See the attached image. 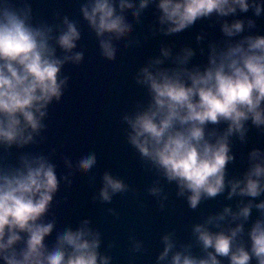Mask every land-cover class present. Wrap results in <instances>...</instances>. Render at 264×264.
Returning a JSON list of instances; mask_svg holds the SVG:
<instances>
[{
    "label": "clouds",
    "instance_id": "9594fccd",
    "mask_svg": "<svg viewBox=\"0 0 264 264\" xmlns=\"http://www.w3.org/2000/svg\"><path fill=\"white\" fill-rule=\"evenodd\" d=\"M133 2L120 0L119 14L114 0H93L82 7L83 16L97 37L109 36L100 40L104 57L110 59L114 55L111 38L131 27L123 11ZM149 2L139 0L133 12L138 16ZM157 6L162 12L160 23L169 25L168 33L180 32L213 12L226 16L237 8L246 12L250 6L257 16L262 11L255 0L251 5L249 0H159ZM64 24L66 30L54 38L52 28L32 25L30 8H17L9 0H0V146L22 147L33 140V134L43 127L47 106L62 95L66 80L60 79L59 73L63 64L82 60V53L57 57L56 46L72 53L80 39L75 24L67 18ZM242 30V21L223 25L227 36ZM162 54L168 57L170 51L162 50ZM193 54L191 49H185L183 56L177 57L175 68L156 67L163 63L160 59L142 68L137 82L148 87L151 103L124 119L131 129L130 143L168 181L178 184L179 195L190 193L188 203L195 209L202 197H215L225 189V166L233 160L229 137L235 133L243 139L249 119L257 127L264 125V36L247 37L220 52L213 48L209 65L203 71L184 67ZM221 122L228 124L222 135L215 131L206 133L208 123ZM250 159L254 163L244 179L229 181V197H258L264 192V154L254 150ZM78 163L89 170L96 163L95 155H83ZM125 188L120 179L105 173L100 196L110 201L112 195ZM57 189L55 168L43 157H21V167L0 170V261L4 264H109L110 258L98 253L99 233L87 226V220L75 231L65 228L58 232L56 243L46 248L44 241L53 224L43 223L42 217ZM150 191L157 194L160 189L154 187ZM252 207L249 202L238 213L225 208L224 214L195 226L207 258L175 252L169 264H220L218 256L227 257L230 264H251L253 258L257 264H264V219L255 221L248 232L250 246L238 240L243 224L218 232L207 227L229 214L233 220H247ZM255 207L264 210V202ZM21 242L23 247L17 250ZM163 242L158 264L168 258L174 247L169 235L163 237Z\"/></svg>",
    "mask_w": 264,
    "mask_h": 264
},
{
    "label": "water",
    "instance_id": "95a60500",
    "mask_svg": "<svg viewBox=\"0 0 264 264\" xmlns=\"http://www.w3.org/2000/svg\"><path fill=\"white\" fill-rule=\"evenodd\" d=\"M9 2L17 8H30L32 25L52 28L54 38L66 30L65 18L75 24L80 33L72 53H65L56 46L58 58L75 53L83 56L79 63L66 61L63 64L59 78L65 79L66 83L60 99L54 98L47 106L43 127L33 134V140L27 145L0 146V170L21 167V157H43L55 168L58 189L42 217L43 223L53 224L52 232L44 241L46 248L50 249L56 243L58 232L65 228L75 231L87 220V226L99 233L97 251L100 256L110 258L109 264H158L166 235L171 237L174 247L168 258L159 264H169L175 252L207 258V252L194 232L195 226L205 225L210 217L224 214L225 208L238 213L251 202L253 207L247 220L242 217L233 220L229 214L223 221L207 225L212 232H218L243 224L244 231L238 240L250 246L248 232L255 221L264 219V210L255 207L264 202V192L258 197L239 194L229 197V181L244 179L254 163L250 153L259 150L264 154V125L257 127L249 119L245 122L243 139L235 133L229 137V154L233 160L225 166V189L215 197H202L193 209L187 199L190 193L179 195L178 184L168 181L130 143L131 129L124 117L134 116L151 103L149 89L137 82V75L156 59L163 61L156 66L158 68H175L177 57L183 56L185 49H191L194 54L184 67L203 71L209 65L213 48L220 52L247 37L264 36V0H255L262 8L259 16L252 6L246 12L237 8L235 13L226 16L213 12L174 33L166 31L168 24L160 23L159 0H150L138 16L133 9L138 7L139 0H134L123 11L131 27L111 38L115 52L110 59L102 55L100 47V40L108 39V34L97 37L81 11L93 0ZM119 2L114 0L118 14ZM249 3L251 5L253 0ZM236 21L243 22V30L227 36L223 25ZM165 49L170 51L168 57L162 54ZM227 127V122L208 123L205 131L222 135ZM89 153L95 155L96 163L85 170L78 162ZM105 173L126 185L125 190L112 195L110 201H104L100 196ZM154 187L160 189L159 193L150 191ZM217 223L219 227L215 226ZM16 247L19 250L23 243ZM217 259L220 264H230L227 257L218 256ZM0 264L4 262L0 261ZM251 264H257L254 258Z\"/></svg>",
    "mask_w": 264,
    "mask_h": 264
}]
</instances>
